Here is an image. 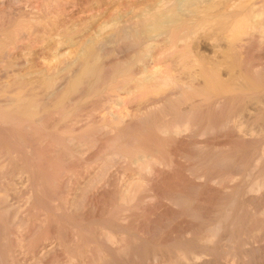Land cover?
I'll list each match as a JSON object with an SVG mask.
<instances>
[{"label": "rangeland", "instance_id": "rangeland-1", "mask_svg": "<svg viewBox=\"0 0 264 264\" xmlns=\"http://www.w3.org/2000/svg\"><path fill=\"white\" fill-rule=\"evenodd\" d=\"M131 1L57 0L62 7L55 11L58 18L54 15L53 24H43L44 34L39 29L41 33L36 31L24 40V49L28 48L22 55L18 52L19 59L32 57L39 47L48 45L63 23L62 28L66 24L74 31L83 28L87 36L102 23L110 24L109 18L113 22L121 16L120 10L124 14L137 3L141 2L136 6L140 8L146 5L143 1L150 0ZM67 16H72V21ZM77 32L75 40L85 36L77 39ZM38 33L46 36L40 38ZM34 37H39L36 42ZM31 40L38 45L34 47ZM25 44L31 47L25 48ZM73 48L75 52L80 49L79 45ZM37 54L32 58H38ZM36 68L5 77L9 83L0 85V105L18 96L26 98L19 100L21 105L33 102L40 109L44 97L38 87L41 83L37 85L41 77ZM225 68L221 70L223 81L234 87V76H226L230 70ZM261 71L254 78L264 83V69ZM29 82L35 87L31 89ZM236 100L241 102L236 97L229 102L218 98L210 105L183 106L181 112L169 101L163 103L165 113L146 118L125 116L122 131L74 134L72 143L77 141V145L72 146L68 133L62 137L51 132L59 117L56 113L43 120L41 108L27 121L22 115L2 116L0 112V264H264V105L244 106ZM174 118L182 125L183 135L165 140L155 133L154 124ZM190 122L196 124L194 132L188 128ZM101 141L107 144L103 146ZM200 141L205 142L199 145ZM63 148L67 157L59 153Z\"/></svg>", "mask_w": 264, "mask_h": 264}, {"label": "bare ground", "instance_id": "bare-ground-1", "mask_svg": "<svg viewBox=\"0 0 264 264\" xmlns=\"http://www.w3.org/2000/svg\"><path fill=\"white\" fill-rule=\"evenodd\" d=\"M56 2L57 0H0V79L3 80V84L0 83V85L5 86L9 83L8 79L5 80V77L10 78V76L12 77L24 69L37 67L36 73L41 78L38 79L40 82H36L37 85L41 83L38 87H41L42 97H44L42 99L44 103L40 104V109L42 108L41 118L45 120L51 112L59 115V117H56L57 119H54V123L52 122L51 132L61 134L62 137L68 133L71 143L73 142L74 134L78 137L80 133L91 130L105 133L116 129H121L122 131L121 123L127 115L133 114L140 118H146L150 115L151 117L156 115L155 113H165L167 109L165 105V107L163 106V103L169 101H174L176 105L174 109L178 112H181L183 106L186 105L198 107L203 103L209 105L216 103L218 98H221V101L226 100L229 102L231 97H236L244 103V106L246 104L264 105V83L254 78L255 75H261L260 71L264 69L262 68L264 67V0H150L149 3L143 1V4L146 3V5H140L142 6L140 8L136 6L141 2L137 3L135 7H130V5V8L125 10L124 14L120 10L121 13L119 12V14L121 16H117L115 14L117 12H114L117 18L113 22L111 20L113 18H109L110 24L108 22L103 24L100 21L102 25H99V28L97 27L98 30L94 28V31L90 32L93 28L91 26L90 31L87 30L88 33L90 32L87 36L85 35L86 31L85 33L82 32L83 28L79 29L82 35L86 36H83L84 38L77 32L78 29L74 31L75 29L67 27L68 24L62 28L63 23L61 28H56L57 32L52 30L54 33L51 35L50 40H55L56 38L55 45H52L53 47H50V43L53 41H48V45H42L39 47V52H34L35 56L39 53V55L37 54L38 58L36 57L37 60L35 57L32 58L34 53L32 57L28 56L23 60H21L22 58L19 59L18 52L21 51L22 55V52L24 54L27 50V45L30 46V44H25V48H27L24 49L23 43L26 41L25 39L33 36L32 34L36 31L40 32L39 29L42 30L41 27L44 23L53 24L52 17L56 15V9L57 11L62 9L61 6H58L59 3L57 4ZM125 8L128 7L126 6ZM70 12L68 15L71 14ZM97 12H95L96 15L98 14ZM63 13L65 12L63 11ZM112 16L114 15L112 14ZM56 18H58L57 15ZM71 18L73 19L72 16ZM60 22L58 21V25ZM107 27L109 28L107 29ZM76 32L79 35L77 39L81 37L78 40H75ZM41 35L38 33L37 36L40 37ZM43 36H46V34ZM37 38H35V42ZM43 39L44 41L46 40V38ZM35 42L34 44L38 45ZM30 43H32V40ZM75 45H79L80 48L77 52L73 48ZM205 49L210 51L209 54L206 53ZM221 57L224 58L221 60ZM6 60L9 64H5ZM224 66L226 67L225 69L231 72H226V76L228 74L234 76L235 81L231 83L234 87H230L227 81H223L221 70ZM38 75L35 74L37 77ZM18 77L22 78V76ZM28 79L31 78L29 77ZM22 80L25 79L22 78ZM227 80H229V76ZM19 83L22 84L21 82ZM31 83L29 85H32ZM19 85L18 87L20 88ZM33 87L35 86L32 85L31 89ZM38 87L35 89H38ZM17 97L16 99L15 96L9 97L6 102L1 103L0 112L3 114L2 116L7 114V116L12 117L16 113L24 116L29 121L36 112L40 111L37 105H33V102L21 105L19 102L24 98ZM236 101L239 102L238 100ZM37 103H39V99ZM239 112H237L238 115ZM238 115H235L236 118ZM242 115L240 114V116ZM240 116L239 118H241ZM8 118L10 117L6 119ZM178 121L175 118L168 119L162 123L154 124L152 127H155L154 130L158 136H163L166 140L168 137H178L184 134L182 133L184 129H182V125ZM223 121L225 122V120ZM211 122L213 123V121ZM202 124L205 123L202 122ZM195 125L190 122L188 123V128L193 131L192 128ZM26 126L30 128L29 122ZM44 127L49 129L50 126ZM65 128L68 130L64 132L63 129ZM199 128L196 132L199 131ZM48 134L51 135V133ZM102 134L104 135V133ZM103 137L101 136V138ZM111 137L114 136L111 135ZM203 138L201 137L200 140ZM152 139H154V136ZM66 140L67 138L64 141ZM113 140L115 141L116 138ZM208 140L210 139L208 138ZM75 142L77 141H74V144ZM101 142L104 143L103 141ZM204 142L202 141V143ZM71 143L69 142V146L74 145ZM83 144L82 147L85 146ZM106 144L104 143L103 146ZM163 147L165 146L163 145ZM78 148L79 145L78 147L76 146V149ZM104 148L103 150H105ZM70 149L73 148L70 147ZM64 150V148L63 151L59 150V153L64 152ZM76 151L78 153L80 150ZM64 153L63 156L66 154L65 156L67 157L68 153ZM77 153L74 152L75 155ZM74 157L72 158L74 159ZM63 164L65 165V163Z\"/></svg>", "mask_w": 264, "mask_h": 264}]
</instances>
